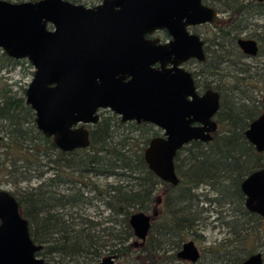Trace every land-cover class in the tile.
<instances>
[{
  "label": "trees",
  "instance_id": "obj_1",
  "mask_svg": "<svg viewBox=\"0 0 264 264\" xmlns=\"http://www.w3.org/2000/svg\"><path fill=\"white\" fill-rule=\"evenodd\" d=\"M203 1L224 17L214 23L201 72L208 88L220 94L218 130L210 142L192 141L177 152L176 185L158 179L144 161L145 147L157 136L153 126L129 123L128 135L117 119L104 116L90 128L86 149L64 153L36 128L26 89L18 95L0 88V188L16 198L32 240L43 244L38 256L57 264H93L106 249L129 257L127 264H241L261 251L264 262L262 219L245 207L240 188L245 177L264 169V152L244 137L264 112V66L245 64L236 44L246 35L258 43L257 56L264 55V3ZM23 63L31 68L0 50V71ZM108 178L116 181L100 187L99 180ZM138 210L157 215L143 244L136 245L128 218ZM213 211L209 223L224 226V237L203 247L196 262L178 258L187 240L204 242L198 228Z\"/></svg>",
  "mask_w": 264,
  "mask_h": 264
},
{
  "label": "water",
  "instance_id": "obj_2",
  "mask_svg": "<svg viewBox=\"0 0 264 264\" xmlns=\"http://www.w3.org/2000/svg\"><path fill=\"white\" fill-rule=\"evenodd\" d=\"M217 17L202 0H102L92 8L65 0H0V50L33 67L25 102L36 128L58 149H86L89 132L83 126L95 125L98 111L109 109L122 122H144L163 132L149 141L143 157L158 179L176 185L177 152L192 141L212 140L220 107L219 94L208 90L199 96L191 74L180 66L189 58L204 59L202 42L186 27L214 23ZM156 30H166L172 40L158 45L144 39ZM237 43L245 55L258 54L255 40ZM118 72L127 73L129 82L116 78ZM244 137L257 153L264 152V112L250 122ZM240 188L245 207L261 217L264 232V169L245 177ZM156 215L157 210L130 214L140 244ZM42 247L32 240L16 198L0 188V264H51L37 255ZM200 254L187 240L177 257L196 262ZM97 264L122 263L105 255ZM241 264H264L261 251Z\"/></svg>",
  "mask_w": 264,
  "mask_h": 264
},
{
  "label": "flooded vegetation",
  "instance_id": "obj_3",
  "mask_svg": "<svg viewBox=\"0 0 264 264\" xmlns=\"http://www.w3.org/2000/svg\"><path fill=\"white\" fill-rule=\"evenodd\" d=\"M102 2V0H99V2L97 3V4H93L92 6H87V7H90V8H92V7H94V6H96V5H99L100 3ZM72 3V2H71ZM258 3H264V2H258ZM74 4H80V3H74ZM202 4L204 5V6H207V7H209L208 5H206L205 3H204V1L202 0ZM86 6V5H85ZM211 8V7H210ZM213 9V8H212ZM215 10V9H214ZM216 11V10H215ZM217 12V11H216ZM217 14H219V13H217ZM218 18V17H217ZM217 22V19H216V21L214 22V23H216ZM214 23H205V24H200V25H195V26H187L186 27V31H187V33L189 34V35H195V36H197V37H199V40L202 42V51H203V54H204V59L202 60V61H198L196 58H189V59H187L186 61H184V62H182L181 63V67L185 70V71H187V72H189L190 74H191V77L193 78V81H194V85H195V88H196V91H197V94L200 96V95H202L203 93H205L206 91H208V90H212V91H215V92H217L218 94H219V92L218 91H216V90H214L213 88H208V85H206L205 83H206V81H208V79L207 78H203V74L201 73L202 71H203V69H204V66H203V63L207 60L206 59V56H207V53H208V51L209 50H211L212 49V42H211V40H212V33H213V28H214ZM202 27H211V31H209L210 33L208 34H201V33H199V31H198V29L199 28H202ZM49 29L50 30H52V27H50L49 26ZM244 35H241V37H239L238 39H237V41H236V44H237V47H238V49H239V51L241 52V54H242V57H244V59L243 60H246V59H250V58H254V57H257V55L256 56H247V55H245L243 52H242V50L240 49V47L238 46V40L239 39H241V38H245V39H251V38H249V37H243ZM144 39L145 40H158V45L160 44V45H166L167 43H169L171 40H172V38H171V36L167 33V31L166 30H156L154 33H152V34H145L144 35ZM253 40V39H252ZM257 45H258V43H257ZM258 47H259V45H258ZM258 50H259V48H258ZM18 61H22V60H18ZM160 67V64L159 63H156L155 65H154V68H159ZM167 67H170V65L168 64L167 65ZM190 69H193V70H190ZM197 75H200V77L199 76H197ZM207 76V75H206ZM116 78H122V82L123 83H127V82H129V75L127 74V73H125V74H122V73H119L118 72V74L116 75ZM220 100H221V98H220V94H219V104H220ZM220 108V107H219ZM219 111V110H218ZM103 112V113H102ZM99 113H102V115L100 116L99 115ZM98 116H99V120H98V122L101 120V118H103L104 116H108L109 115V117L111 116V117H114L115 119H117L118 120V122H119V125H120V129H121V131L122 132H124L125 134H128L129 135V123H134V124H136V125H142V124H148V123H144V122H141V123H136V122H122L121 121V118L118 116V115H116V114H114V113H112L111 111H109V109H100L99 111H98ZM217 114V113H216ZM216 117V115L214 116V120L216 119L215 118ZM216 121V120H215ZM97 122V123H98ZM96 123V124H97ZM217 123V122H216ZM95 124V125H96ZM95 125H89V126H83L84 128H86V129H88V132H90V128H92L93 126H95ZM149 125H151V124H149ZM217 125H218V123H217ZM151 126H153V125H151ZM154 127V131L156 132V134H157V136H155V137H162V135H163V132L161 131V130H159L158 128H156L155 126H153ZM218 130V129H217ZM216 133V132H215ZM214 133V134H215ZM213 134V135H214ZM212 135V136H213ZM155 137H153V138H155ZM48 138H51V137H48ZM153 138H151V139H153ZM52 139V141H53V138H51ZM150 139V140H151ZM146 148V147H145ZM60 150V149H59ZM77 150H83V149H76V150H73V151H77ZM145 150V149H144ZM61 151V150H60ZM73 151H70V152H73ZM62 152V151H61ZM64 153H69V152H64ZM155 210H153L152 212H154ZM151 212V213H152ZM148 213V212H147ZM153 221V220H152ZM128 223H129V218H128ZM132 229V228H131ZM133 232V231H132ZM135 237V236H134ZM129 243V242H128ZM140 243H139V240H138V242H136V245H139ZM182 247V246H181ZM181 249V248H180ZM200 252H201V250H200ZM106 255H112V256H115V261H119V262H121L122 264H127V262L128 261H126L125 259H129V257H126L125 255H120L117 251H114V252H109V250H107V254ZM105 255L103 254L102 256H101V258L96 262V264L102 259V257H104ZM125 262H123V261ZM183 260V259H182ZM51 264H57V262H55V263H53V262H50Z\"/></svg>",
  "mask_w": 264,
  "mask_h": 264
},
{
  "label": "rangeland",
  "instance_id": "obj_4",
  "mask_svg": "<svg viewBox=\"0 0 264 264\" xmlns=\"http://www.w3.org/2000/svg\"><path fill=\"white\" fill-rule=\"evenodd\" d=\"M10 2H14V3H20V2H27V1H33V0H9ZM99 2V0H79L78 3L86 5V6H92L93 4H97ZM218 19H221L223 21L224 17L222 16V14H218ZM256 23L260 24L261 21L256 20ZM199 33H203V34H209L211 31V27H202L198 29ZM243 37H246V35H244ZM243 62L247 65H250L252 67H259L261 68L262 66H264V55L261 56H257L254 58H250V59H246L243 60ZM193 70V69H190ZM33 78V68L28 67L26 63H23L22 65L18 66L16 69L12 70V71H0V88H11L13 92L17 93L18 95H21L23 89H26L29 85V83L31 82ZM103 113V112H102ZM102 113H99V115L101 116ZM135 137V136H134ZM116 181L115 178H108V179H100V187H102V184L104 183H114ZM37 182L33 181L31 184L35 185ZM25 185V184H23ZM161 192H159L160 194ZM161 196V195H160ZM99 204V210H101L103 212V215H108L109 211L105 209L104 205ZM94 208H90L88 209L89 213L92 215H95ZM150 213V212H149ZM214 211L211 213V215L208 218L207 222L201 223L198 231L200 233L203 234L205 240L204 242H196L197 246L199 247L200 250L203 249V247L206 246H212L214 244H216L217 242H219L225 234V228L224 226H219L216 225V227L212 226V223H209L210 220L213 219L214 215ZM99 215H95L94 218H98ZM131 241H136L138 242V239L133 237L131 239ZM104 255L107 254V251L105 249V251H103ZM126 261L129 259H125ZM123 261V260H122ZM124 262V261H123ZM125 263V262H124ZM93 264H96V262H94Z\"/></svg>",
  "mask_w": 264,
  "mask_h": 264
}]
</instances>
